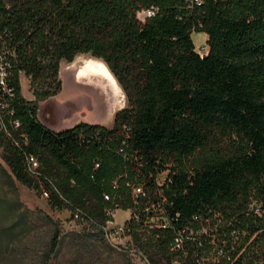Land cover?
Returning a JSON list of instances; mask_svg holds the SVG:
<instances>
[{"label":"trees","instance_id":"obj_1","mask_svg":"<svg viewBox=\"0 0 264 264\" xmlns=\"http://www.w3.org/2000/svg\"><path fill=\"white\" fill-rule=\"evenodd\" d=\"M200 32L205 57L192 37ZM79 55L107 65L127 108L112 128L81 122L55 132L37 101L60 92L61 63ZM1 68L14 93L13 115L0 121L4 185L49 191L52 209L73 218L79 209V222L101 236L104 194L116 196L139 213L128 234L149 264H264V0H0ZM22 74L35 101L22 95ZM26 153L40 162L38 178ZM164 171L172 182L160 189ZM128 184L144 185L137 205ZM148 202L162 206L169 228L147 223Z\"/></svg>","mask_w":264,"mask_h":264},{"label":"rangeland","instance_id":"obj_2","mask_svg":"<svg viewBox=\"0 0 264 264\" xmlns=\"http://www.w3.org/2000/svg\"><path fill=\"white\" fill-rule=\"evenodd\" d=\"M192 37L196 49L207 44L205 33H194ZM87 61L101 64L88 55H79L72 63L62 62L60 92L37 101L38 118L47 128L65 130L82 121L112 128L117 113L127 108L126 95L107 65L101 60L108 71L100 69L98 73L107 75L118 92V99L114 98L108 82L104 90L96 77L87 78L83 70ZM21 87L25 99L36 100L30 77L21 75ZM2 154L0 148V166L7 168ZM7 200L11 207L7 205L4 213H0V264H148L137 253L131 236L123 238L129 251H119L118 239L107 240L98 230L76 221L68 210L52 209L39 192L19 184L14 191L0 180V201ZM145 208L149 222L160 225V208L150 202ZM117 217L124 222L129 212L122 209ZM54 234H58V247L49 255V242Z\"/></svg>","mask_w":264,"mask_h":264},{"label":"built area","instance_id":"obj_3","mask_svg":"<svg viewBox=\"0 0 264 264\" xmlns=\"http://www.w3.org/2000/svg\"><path fill=\"white\" fill-rule=\"evenodd\" d=\"M154 15H155V9L152 8L146 11H142L141 13L138 14V17L142 22H145L147 19L153 17ZM196 50L201 57H205L208 54V47L206 45L201 46L197 48ZM6 77H7V74L5 70L1 68V72H0V121H2V116L5 112L8 113L10 116L13 115V112L10 111V102L14 97V93H13V90L7 85ZM11 124H12L13 129L15 130H19L21 128V123L17 120L12 121ZM130 132H131L130 128L128 127L124 128V137H125L124 142H123L124 147L129 142ZM124 147L120 149L119 152L123 154L124 158L127 160L129 159V155L124 152ZM25 161H26V170L28 174L33 178H38L41 175L40 162L38 158L33 154L26 153ZM96 167L98 168L99 165L97 164ZM171 182L172 181L168 175V171H164L156 177V183L160 187V189L164 188L165 186H169ZM112 184L115 190L118 189L117 180L113 181ZM128 186L131 187L132 189L133 199L135 201V204L137 205L138 204L137 200L140 197H144L146 194L144 185L128 184ZM42 196L48 200L50 198L49 191L43 189ZM104 201L110 204V206L106 210L107 220L105 224L101 227L104 237L107 240L114 239L116 241V239H118V242L116 241L117 249L122 252H128L129 248H127L124 245L123 238H125L126 236H130L128 234V231H129L128 223L132 219L139 220V213H134L131 209H129L127 210V212H129V218L125 220L124 222H120L117 216H118V212L122 211V209L117 204L116 196H113L112 194H109V193H105ZM176 217H179V214H176ZM74 219L78 222L83 219L82 212L79 209L76 210V212L74 213ZM147 223L149 225H153L149 222V220L147 221ZM170 224H171L170 219L165 215L162 209V206L160 205V229L169 228ZM137 253L139 254L141 258H144L148 262L145 254L141 250L138 249Z\"/></svg>","mask_w":264,"mask_h":264},{"label":"bare ground","instance_id":"obj_4","mask_svg":"<svg viewBox=\"0 0 264 264\" xmlns=\"http://www.w3.org/2000/svg\"><path fill=\"white\" fill-rule=\"evenodd\" d=\"M99 62H101V64L99 63H96L95 61H87L84 63V66H83V70L84 72L86 73L87 75V78L89 79H92L94 77H96L98 79V81H100L99 83L103 86L104 90H105V82H108L112 89L114 90V98H117L118 99V96H117V90L116 88L113 86L112 82L110 81V79L107 77V75H104L102 73H98L99 70H107V67L106 65H104V63H102V61L100 59H97ZM111 91V90H110Z\"/></svg>","mask_w":264,"mask_h":264},{"label":"crops","instance_id":"obj_5","mask_svg":"<svg viewBox=\"0 0 264 264\" xmlns=\"http://www.w3.org/2000/svg\"><path fill=\"white\" fill-rule=\"evenodd\" d=\"M82 122H84V123H87V124H90V125H101V124H98V123H91V122H88V121H82ZM81 123V122H80ZM79 124V123H78ZM77 125V124H76ZM75 126V125H74ZM74 126H72V127H74ZM72 127H70V128H72ZM70 128H66L65 130H67V129H70ZM49 129H51V130H53V131H55V132H60V131H63V130H57V128H49Z\"/></svg>","mask_w":264,"mask_h":264}]
</instances>
